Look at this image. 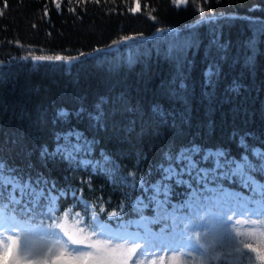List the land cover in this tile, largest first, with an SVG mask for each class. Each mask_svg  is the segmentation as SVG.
Returning <instances> with one entry per match:
<instances>
[{
    "label": "trees",
    "instance_id": "obj_1",
    "mask_svg": "<svg viewBox=\"0 0 264 264\" xmlns=\"http://www.w3.org/2000/svg\"><path fill=\"white\" fill-rule=\"evenodd\" d=\"M57 55L77 59H33ZM75 133L101 166L54 153ZM193 145L264 150V0H0L8 173L54 190L62 210L79 207L77 188L112 221Z\"/></svg>",
    "mask_w": 264,
    "mask_h": 264
},
{
    "label": "rangeland",
    "instance_id": "obj_2",
    "mask_svg": "<svg viewBox=\"0 0 264 264\" xmlns=\"http://www.w3.org/2000/svg\"><path fill=\"white\" fill-rule=\"evenodd\" d=\"M177 31L169 28L159 34ZM135 39L138 37L121 43ZM218 150L227 153L223 148L201 150L198 146L194 158L201 160L200 171L164 175L147 188L145 195L134 200L135 216L113 225L88 209V200L77 188L71 193L77 195L83 206L62 211L58 194L47 187L38 184L24 185L21 190L15 185L7 187L0 199V253L4 254L0 264H11L17 256L40 259L26 255L25 249L30 244L45 255L47 248H52L55 256L71 254L76 245L69 242V236L83 240L85 245L112 240V246L120 244L122 250L137 242L141 246L138 254L148 242L143 255L133 256L129 264H264L259 259L264 253V192L239 176L229 174L228 168L217 167L218 158L208 159V153ZM253 150L263 149L255 147ZM54 153L76 166L97 168L104 163L93 158L89 142L82 141L77 133L66 137ZM253 175L259 185H264L257 172ZM229 179L231 183H226ZM157 189L162 190L154 196ZM225 213L230 219L220 223L217 217ZM58 224L63 228L55 227ZM197 234L198 240L188 241V237ZM10 248L11 254L8 253Z\"/></svg>",
    "mask_w": 264,
    "mask_h": 264
},
{
    "label": "snow or ice",
    "instance_id": "obj_3",
    "mask_svg": "<svg viewBox=\"0 0 264 264\" xmlns=\"http://www.w3.org/2000/svg\"><path fill=\"white\" fill-rule=\"evenodd\" d=\"M172 4L176 7L186 6L188 0H171ZM56 7L59 8V3L56 4ZM135 10H139V5ZM203 11V9H201ZM133 37H124L125 41L132 39ZM27 59V57L25 58ZM34 60L37 61H69L71 62L74 57H64V56H35ZM198 151V146L193 145L188 150L182 153L173 154L169 159L170 167L168 173H165L166 176L174 173L176 176H179L183 172L188 171H200L201 160L195 159V153ZM252 158L249 159L248 155H243L239 159L231 158L229 153H224L222 151H216L215 153H208V159L212 160L213 157L218 158L217 167L228 168L229 174L239 176L244 179L248 184L258 187L261 192H264V185H259L255 181L254 173L260 172L264 173V150L256 151L250 150ZM231 162V166L229 165ZM8 165H6L2 160H0V199H3L4 192L7 187L15 185L17 190L23 189L24 185H35L36 182L32 181L31 178L27 180L16 173H8ZM7 177V178H6ZM162 189H157L153 195L158 196L159 192ZM34 195V193H33ZM151 202V200H150ZM109 215H117L116 213H109ZM230 216L225 213L222 217H217V220L220 223L223 221L229 220ZM57 228H63L62 224L55 225ZM91 227V225H89ZM103 229L101 234H103ZM96 235V233H93ZM121 239L128 240L130 237H120ZM10 239V238H9ZM189 242L192 240H198L199 235L195 237H188ZM69 242L72 245H76L72 249L71 254L61 253L59 256L53 254L52 248H47L45 252H42L36 249L31 244L27 249H25L26 255H33L40 257V259L30 260V259H21L20 257H15L11 264H129V261L132 260L133 256L143 255L144 251L148 248V242H145V246L141 249L138 254V249L141 248L140 244L134 242L132 246L128 247L126 250H122V245L116 244L112 246V240L108 241H94L90 245H85L83 240L72 239L69 236ZM250 247V246H249ZM90 249V250H89ZM255 251V250H253ZM126 252V255H125ZM8 253H12V249L8 250ZM4 254L0 253V260L3 259ZM259 259L264 261V253H261Z\"/></svg>",
    "mask_w": 264,
    "mask_h": 264
}]
</instances>
